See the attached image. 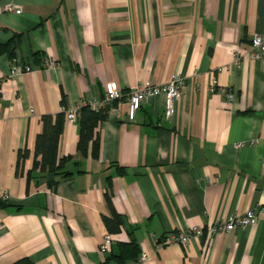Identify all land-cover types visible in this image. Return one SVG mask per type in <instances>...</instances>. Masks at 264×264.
I'll use <instances>...</instances> for the list:
<instances>
[{"label": "crops", "instance_id": "0c3cea01", "mask_svg": "<svg viewBox=\"0 0 264 264\" xmlns=\"http://www.w3.org/2000/svg\"><path fill=\"white\" fill-rule=\"evenodd\" d=\"M263 29L264 0H0V43L18 34L13 56L33 65L13 70L0 50V264L23 256L102 264L132 238L146 257L106 264H264V217L206 239L165 241L264 203V53H247L250 35ZM45 57L56 65L43 67ZM176 73L183 84L170 116L160 95L130 120L126 97L113 100L96 128L97 157L76 151L77 120L64 118L56 155H72L71 173L52 187L43 177L26 181L39 116L59 110L61 93L71 107L101 102L106 80L124 92ZM23 146L28 154L15 167ZM105 191L121 222L100 253Z\"/></svg>", "mask_w": 264, "mask_h": 264}, {"label": "trees", "instance_id": "16d2710c", "mask_svg": "<svg viewBox=\"0 0 264 264\" xmlns=\"http://www.w3.org/2000/svg\"><path fill=\"white\" fill-rule=\"evenodd\" d=\"M18 34H12L4 42L0 43V50H5L10 58L13 57V45L14 40ZM33 61H37L40 56L39 51L34 50L31 53ZM68 106L65 100L64 93H61L59 98V110L55 113H42L39 116L41 122L40 130L35 134L33 150H32V162L31 167L26 171V181L31 178H35V181L39 177H43L45 183L52 187L60 177L67 176L71 173V170L66 168V163L71 160V154H63L61 156L56 155L57 140L62 129V123L64 120L63 108ZM109 105L106 103H100L96 107L91 106L89 103L80 104L77 114V139L75 142V149L81 156L89 154L91 157H97L99 149V139L97 134L98 123L107 116ZM28 149L23 146L16 151L15 167H18L19 162L26 157ZM75 163V162H74ZM119 171H123L122 167L118 168ZM76 172L81 171L76 169ZM105 200L109 206L110 214L102 215V220L105 225L106 231L115 232L119 228L121 222V216L111 206L109 194L104 192ZM7 204L6 200L0 198V207ZM118 251L112 255H106L102 264H106L107 260L112 257L117 262H121L124 259L138 260L139 246L132 238L126 242H119ZM8 264H34L29 258L23 256L19 257Z\"/></svg>", "mask_w": 264, "mask_h": 264}, {"label": "built area", "instance_id": "2783aa9c", "mask_svg": "<svg viewBox=\"0 0 264 264\" xmlns=\"http://www.w3.org/2000/svg\"><path fill=\"white\" fill-rule=\"evenodd\" d=\"M5 8L7 10H13L18 12L19 9L15 7L14 4L8 3ZM249 48L247 53L250 56H257L264 53V29L262 31L253 32L249 37ZM18 58L13 56L12 60L14 61L12 65L13 70H30L33 65L32 63H24ZM233 62L235 64L239 63V52L235 50L233 52ZM43 67H53L56 65L55 60L51 58H43L41 61ZM183 84V77L180 74H172L166 81L160 83L151 82L148 79L140 80L131 84L123 92L118 86L115 80H106L103 83V96L101 102H98L94 98L88 100L80 101L79 104L75 106H66L63 108L64 118L74 119L77 118L78 107L80 104L89 103L91 106L96 107L100 103H106L111 106L112 101L119 99L121 96H125L127 100V109L126 116L130 120L133 118L134 111L138 108L141 102L151 96L160 95L162 97V108L166 116H170L173 112V107L175 100L180 95V87ZM214 78H211L208 82V90L213 91L217 89ZM226 98L231 100L234 98L233 91L226 90ZM60 108V107H59ZM0 198L6 199L7 194L3 191H0ZM264 217V203L255 204L252 207H249L242 212H232L224 218H216L210 224L206 226L192 225L184 229H178L172 232H169L165 241H178L185 243L189 238L195 236H203L205 239L211 235L221 232L229 231L235 226L244 225L252 223L259 218ZM152 239L154 236L150 234ZM111 235L110 232L106 231L103 233L100 241L97 245V250L100 253H104L110 244ZM146 253L140 252L138 260L144 259Z\"/></svg>", "mask_w": 264, "mask_h": 264}]
</instances>
